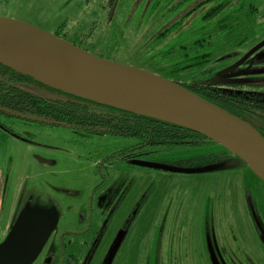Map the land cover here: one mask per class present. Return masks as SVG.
I'll return each mask as SVG.
<instances>
[{"label":"rangeland","instance_id":"1","mask_svg":"<svg viewBox=\"0 0 264 264\" xmlns=\"http://www.w3.org/2000/svg\"><path fill=\"white\" fill-rule=\"evenodd\" d=\"M154 1L0 0V17L63 37L97 57L189 86L211 83L226 89L264 90V0H240V5L227 8L220 18L227 19L228 31H220L218 20L210 26L216 31L204 49L211 54L210 62L176 75L166 72L175 64L173 58L161 65L156 62L164 58L177 33L162 41L152 38L193 3L175 10L179 0H162L152 11ZM218 4L211 2L196 12L181 31L195 33L193 25L204 26L200 17ZM1 123L9 132L0 129V246L9 235L6 227L35 214L37 207L53 221L52 233L32 264H43L46 249L51 252L62 233L86 228L91 197L104 182L118 193L130 187L132 206L139 204L136 237L130 244L137 242L132 264H257L258 256L264 258L255 227L257 221L264 222V182L220 145L159 148L140 157L189 170L223 165L210 173H169L119 158L106 160L134 145L133 140L15 117L3 116ZM37 158L52 164L43 165ZM104 190L101 187L96 197ZM75 242L73 249L84 257L85 241ZM130 253L127 249L121 255Z\"/></svg>","mask_w":264,"mask_h":264},{"label":"water","instance_id":"2","mask_svg":"<svg viewBox=\"0 0 264 264\" xmlns=\"http://www.w3.org/2000/svg\"><path fill=\"white\" fill-rule=\"evenodd\" d=\"M0 63L46 86L118 110L188 129L231 153L264 182V138L250 125L180 84L117 64L29 24L0 17ZM42 121V120H38ZM43 165H51L42 158ZM135 166L169 173L203 174L223 165L179 169L141 160ZM53 229L32 214L11 226L0 264H32Z\"/></svg>","mask_w":264,"mask_h":264},{"label":"trees","instance_id":"3","mask_svg":"<svg viewBox=\"0 0 264 264\" xmlns=\"http://www.w3.org/2000/svg\"><path fill=\"white\" fill-rule=\"evenodd\" d=\"M190 1L191 0H185L184 2L177 1V4L173 6L172 9H180L182 4L185 2L189 3ZM214 1L219 4L208 9V11L200 17L204 26L199 28V24L197 22L196 25H193L195 33L191 30L187 32L181 31L182 26L187 19L191 16L197 17L196 12ZM161 2L162 0H155L152 11L155 10V6L158 4L160 5ZM235 3L240 5L242 2L240 0H203L200 1V3L194 8H190L183 13L175 22L167 24L168 26L166 25V28H164L162 32L153 36L152 42L162 41L174 33H177V36L173 40L175 43L172 41L171 47L163 54L164 58L158 59L156 64L161 65L163 64L162 61L164 59L171 60V58H173L175 64L171 65V70H165L167 74L171 75L182 74L195 68L201 69L202 67H205L210 62L211 54L204 52V49L211 45L210 40L212 39L213 34H216V31H212L210 29L211 23L214 20H218V27L220 31L225 34L228 31L229 25L225 24L227 19L225 18L224 22H222L223 18H220V16L224 14L227 8L235 6L233 5ZM165 9L172 11L169 6ZM75 45L80 47L77 44ZM100 58L104 59V57ZM1 70H6L8 72L12 71L15 72V74H20L24 78L33 80L36 83L60 94L61 98L58 100L56 107H54V110L51 113L55 115L47 117L40 113L34 116L40 117L41 119L52 120L57 123L56 125H69L71 128L85 131H101L114 137L133 140L135 141V144L130 147L129 153L135 152L140 155L139 157L157 153L154 149L159 148L196 146L205 142L216 144L208 140L206 137L188 129L101 105L54 89L38 82L32 77L17 72L0 63V74ZM10 82L11 81L7 77L1 78L0 91L3 92L9 90L4 96H10L11 94L18 96L15 93V89L11 88L10 91L8 88ZM173 82L180 84L182 87L190 90L196 95L247 123L264 138V90H234L215 87L211 85V83H194V85L189 86L181 82ZM4 96L0 95V105L3 110L5 109L8 113L23 112L22 108H11L9 102H12L10 100L8 102L7 99H5V102L3 99ZM10 109L13 110L10 111ZM63 116L65 119H63ZM224 159L225 158L221 159L222 163H226Z\"/></svg>","mask_w":264,"mask_h":264},{"label":"flooded vegetation","instance_id":"4","mask_svg":"<svg viewBox=\"0 0 264 264\" xmlns=\"http://www.w3.org/2000/svg\"><path fill=\"white\" fill-rule=\"evenodd\" d=\"M136 1L137 3L142 2V0ZM179 1L184 2L185 0ZM190 3H193L190 8H194L200 3V1L191 0ZM0 77H7L11 81L8 88L10 91L11 88L15 89V93L18 95L15 96L11 94L10 96H4L9 90L3 92L0 91V95L4 96V101L5 99H7L8 102L10 100L12 102H9L11 108L23 109L22 113H8L5 109L3 110L0 105V129L2 131L9 132L6 126L1 123V118L3 116L8 118L15 117L24 121L41 124L63 126L56 125L57 123L52 120L41 119L40 117L34 116L40 113L47 117L55 115L51 113L54 110V107H56L58 100L61 98L60 94L36 83L33 80L24 78L20 74H15V72L12 71L8 72L6 70H1ZM11 110L13 109H10V111ZM63 119H65L64 116ZM66 126L69 127V125ZM74 130L85 131L81 129ZM86 132H92L95 135L111 136L101 131ZM131 146L132 145L122 151L110 155L106 158V160L119 158L120 160L130 161L131 163L136 160H141L139 154L135 152L129 153ZM50 164L52 163L50 162ZM112 168L113 167L111 166V169ZM101 179L107 180V178L102 175ZM112 179L114 178L112 177ZM105 185L106 183L104 182L102 186L98 187L94 191V194L91 197L88 208L89 219L87 220L86 228L77 232L62 233L59 239L57 238L58 240L54 242V249H51V252L46 249L43 256V264H132L133 257L131 255L136 249L135 244H137V242L133 245L130 244L131 240L136 237L134 231L137 226L136 221L139 218L137 216L138 213H140V208H138L139 204L137 205L134 203V206H132V199L130 198L129 193L130 187L125 186L118 193L114 187H105ZM101 187H104L105 190L102 194H99L96 197V193L101 189ZM144 203L145 202H143V206ZM98 223H100L99 227H97ZM255 227L261 237L258 238V240L260 241L261 239L260 244L264 247V222L261 223L257 221V223H255ZM89 238L90 240H88ZM77 239L85 241L83 243V248L85 250L84 257L82 258H80V255L76 254L77 251L73 249V245L76 243L75 241ZM128 245L130 246L128 247ZM127 249L131 251L130 256L125 257L121 255L122 252H125ZM121 258H123V260H121L122 262L119 261ZM256 260L257 264H264V258H261V256H258ZM247 262L252 263L250 259H248Z\"/></svg>","mask_w":264,"mask_h":264},{"label":"snow or ice","instance_id":"5","mask_svg":"<svg viewBox=\"0 0 264 264\" xmlns=\"http://www.w3.org/2000/svg\"><path fill=\"white\" fill-rule=\"evenodd\" d=\"M34 212H35V214L37 215V217H39L40 215L43 214L44 209L41 208V207H37L36 209H34Z\"/></svg>","mask_w":264,"mask_h":264},{"label":"built area","instance_id":"6","mask_svg":"<svg viewBox=\"0 0 264 264\" xmlns=\"http://www.w3.org/2000/svg\"><path fill=\"white\" fill-rule=\"evenodd\" d=\"M8 229H9V226L6 227L5 233L8 231Z\"/></svg>","mask_w":264,"mask_h":264},{"label":"crops","instance_id":"7","mask_svg":"<svg viewBox=\"0 0 264 264\" xmlns=\"http://www.w3.org/2000/svg\"><path fill=\"white\" fill-rule=\"evenodd\" d=\"M199 1H203V0H199Z\"/></svg>","mask_w":264,"mask_h":264}]
</instances>
